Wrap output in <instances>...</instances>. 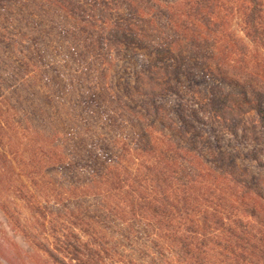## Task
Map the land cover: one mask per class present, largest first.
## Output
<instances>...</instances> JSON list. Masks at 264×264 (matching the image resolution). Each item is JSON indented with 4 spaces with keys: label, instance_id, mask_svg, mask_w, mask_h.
Segmentation results:
<instances>
[{
    "label": "trees",
    "instance_id": "1",
    "mask_svg": "<svg viewBox=\"0 0 264 264\" xmlns=\"http://www.w3.org/2000/svg\"><path fill=\"white\" fill-rule=\"evenodd\" d=\"M36 1L48 10L40 23ZM226 1L32 0L25 12L22 0H0V196L12 189L31 206L38 233L23 230L34 247L23 256L1 238L10 257L22 264H264V178L253 169L264 161L257 146L241 148L264 140V125L246 121L252 112L264 117V78L243 51L240 66L227 61L234 46L222 36ZM231 1L248 13L247 35L264 39V0ZM153 13L165 17L160 40L139 27L160 22ZM221 43L225 57L217 56ZM122 46L150 58L138 69L136 60L124 61ZM6 51L21 54L23 66L7 68ZM56 57L73 70L59 61L51 67ZM104 65L113 81L123 79L109 97L81 79L92 83ZM210 80V95L190 96L198 110L179 102L173 116L171 95L181 96L184 83L208 88ZM78 82L90 93L79 90L71 106L66 94ZM0 210L17 221L4 203Z\"/></svg>",
    "mask_w": 264,
    "mask_h": 264
},
{
    "label": "rangeland",
    "instance_id": "2",
    "mask_svg": "<svg viewBox=\"0 0 264 264\" xmlns=\"http://www.w3.org/2000/svg\"><path fill=\"white\" fill-rule=\"evenodd\" d=\"M142 1H146L148 2L149 0H142ZM32 4V0H22V5L19 6L20 9H23L25 12L28 10V8L25 6V4ZM36 4L32 5L34 7V12L36 14L35 19L37 20L36 22L40 23L43 19H45V17L48 15V10H42L41 8V2L36 1ZM139 5V4H137ZM121 8H124L123 5H121ZM147 6V4H146ZM149 6V5H148ZM223 6H228L229 10L226 11L225 9H222L221 11V19L224 21V29H225V33L221 35L225 38V40L227 41V43H229V45H233L234 48L232 49V54L230 55V57H228L225 54L224 51V45L225 43H221L219 44V49L217 50V52L219 53L217 56H227V61L234 65V66H240L243 62V58H242V51L245 53L246 55V61L247 63L250 65V67L254 68L256 70V72L258 74H260L263 78H264V72L262 71H258L261 68H264V39L261 40H255L253 41L252 38H250L249 35H247L246 33V25H245V20H246V14H248L244 8L241 7V4L233 2L231 0H227L226 3ZM238 8V9H233V8ZM156 8V6H154V9ZM148 7L145 8L144 12H145V17H147V14H149L148 12ZM154 11V10H153ZM51 16L53 18H55V14L53 11H50ZM155 12V11H154ZM96 16L98 15V11L95 12ZM122 15V17H125L127 15V11H123L122 13H120ZM154 19H159L160 22L157 23H149L148 21L140 23L139 27L141 28V30L143 29L145 32H147V36L152 38L153 40H160L162 38V33L163 31H165V28L162 26V24L165 23V17H159L160 15H157L155 13L152 14ZM263 18L261 21H258L259 27L261 30L264 29V15L262 14ZM121 17V16H119ZM16 24V23H15ZM25 24H27V22H25ZM51 24V23H49ZM10 26V30H13L14 28ZM167 28V27H166ZM222 29V32L223 30ZM140 30V31H141ZM161 31V32H160ZM169 31V30H168ZM149 34V35H148ZM147 37V38H148ZM264 37V36H263ZM262 37V38H263ZM242 41V42H239ZM244 45V48L242 45ZM222 45V46H221ZM55 46V44H54ZM112 48H114L115 50H119V47L117 45H112ZM190 48V47H188ZM242 48V50H241ZM8 56L10 57L7 58V61L5 63L8 64L7 68H11V64L10 62H14L13 64H19L20 66L22 65V61L23 58L21 56V54H17L14 53L13 56L8 53V51H6ZM121 54L122 57L124 58V61L126 62V60H128L131 64L134 63V60H136V66L138 67V69H140L139 67H141L142 64L146 63L147 59L150 58L149 55L143 51V50H136V49H131L128 48L126 46H122L121 47ZM44 57L46 56V52L43 53ZM46 58V57H45ZM118 58V57H116ZM48 58H46L47 60ZM57 61L55 60V62H52V60L50 61L51 63V67L53 64L58 63V61L60 62V66L63 65L64 63H61V58L56 57ZM141 60H144L143 62ZM49 61V59L47 60V62ZM2 63V62H1ZM107 64V63H106ZM114 64L119 68H121L122 70V63H120V61L115 60L114 59ZM65 65V64H64ZM147 65V64H146ZM66 66V65H65ZM73 65L70 66H66L67 70H73L72 69ZM115 66V69H117V67ZM108 65H104V67L101 69V73H100V77L94 78L92 79V83L90 81V79H87V76L81 78L79 76H77V78H81L84 79L83 82L84 84H88L90 83L91 85H93V87H96L97 85H100V88L102 90H104V94L106 95V97L109 96H113L115 95L114 92H116V85H120L123 81V79H121L120 81H118L117 79L115 81H113V76L116 73L113 72H109L107 71ZM143 68V65H142ZM69 71V70H68ZM3 72V71H2ZM8 70L6 69V72H3L4 75H7ZM106 72L108 74H106ZM107 76H109L107 78ZM66 77L68 78V75H66ZM188 84H190L187 81ZM208 85L209 87L206 88L204 87V85H201L199 87L194 86L196 89H190V87H188V85L186 83H184L181 87L180 90V94L179 95H171L169 102H171L170 106H171V110L170 112L173 114V116H176L173 113V108L177 107V105L179 104V102H184L188 105V107L190 108L192 105L194 106V109H199V107L196 105L197 100H200L199 96H206V95H210L211 94V88L210 86H212V81L210 80ZM218 85H220L221 83L218 82ZM223 86L227 89H236L230 85H224ZM74 89H72L71 87V92L69 94H66V102H70L71 106L72 103L75 105V99L76 102L77 100L79 101L80 99V95L77 96V93L79 90L84 91V93H90L88 92V90L85 91V88L83 89V83L82 82H78L76 84L73 85ZM76 89V90H75ZM26 95V94H25ZM197 96V100L195 101V97L193 99H191L190 96ZM25 98H30V95L25 96ZM136 101H140V99H136ZM64 103V102H62ZM61 104V103H60ZM59 104V105H60ZM58 105V106H59ZM77 105V104H76ZM80 105H82V103L78 104L76 107L80 110ZM105 105H107L105 103ZM187 108V109H189ZM105 111V109H104ZM102 114L101 120H103L106 116V114ZM67 111H62L63 115H66ZM199 115L202 116V113L199 112ZM98 113L95 112L94 113V117H97ZM206 115L202 116L205 117ZM261 116V115H260ZM260 116L258 114H256L255 112H252L251 114L246 116V121L249 122H254L258 127H263L262 125H264V117L260 118ZM207 117V116H206ZM208 119V118H207ZM105 121V119H104ZM67 124H71L70 122L66 121V125H62V126H67ZM78 127L80 128L81 123H77ZM216 126H218L216 124ZM261 129L262 128H258ZM46 131H50L49 129ZM260 134L259 130H256V133ZM159 137H161L160 135H158ZM263 136V135H261ZM50 138V136L48 137ZM46 139V137H45ZM249 145L248 146H243L241 147L244 151H246L247 149H250V147L252 145L257 146L256 149L257 151L260 153V158H263L264 161V153H262V147H264V140H262V142L257 143H253V141L248 142ZM63 152V151H62ZM66 154H69V152L67 151ZM243 163L245 165H251V163L247 162V160H244ZM255 171L260 172V174L262 175V177L264 178V169H258L256 167L253 168ZM16 192L12 189H9L7 191H5L4 194L1 193L0 196V204L2 205V203L5 204L6 209L10 210L15 217L14 219L11 220V222L8 221L7 217L2 213V211L0 210V239L5 237L8 238L5 241L9 243V241L14 242L17 246H18V253L20 254V256H23L24 253H29L33 250V246H32V242L30 240V236H26V234L22 233L23 230H28L30 231L31 229L35 235H37L38 233L36 232V226L33 225V221H32V215H33V211L31 206H29L28 204H26L24 201L20 200L19 198H17L18 196L15 194ZM37 193V192H36ZM15 210L17 213H15ZM30 218H31V224H30ZM18 222V223H16ZM42 228V227H41ZM40 226H38V231L40 232ZM43 229V228H42ZM43 233L48 232L49 231L47 229H43ZM3 240V239H2ZM37 242H42L40 237H38ZM51 243H54V240L52 238H50ZM52 246V245H50ZM41 247V246H39ZM3 248V249H2ZM4 246L0 245V251L1 254L3 253L13 264L17 263V264H22V262H20L18 259H14L13 257H10L8 255V253L6 252V250L4 251ZM0 263L2 264H12V263H8V260L4 259L2 256H0Z\"/></svg>",
    "mask_w": 264,
    "mask_h": 264
}]
</instances>
